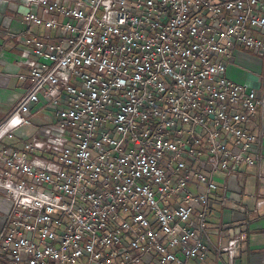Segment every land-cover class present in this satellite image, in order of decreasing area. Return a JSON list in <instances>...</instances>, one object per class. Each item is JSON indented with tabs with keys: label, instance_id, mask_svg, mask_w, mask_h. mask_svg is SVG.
Here are the masks:
<instances>
[{
	"label": "built area",
	"instance_id": "obj_1",
	"mask_svg": "<svg viewBox=\"0 0 264 264\" xmlns=\"http://www.w3.org/2000/svg\"><path fill=\"white\" fill-rule=\"evenodd\" d=\"M25 5L29 83L0 123V264H187L211 250L235 264L245 231L218 225L216 242L208 218L263 158L264 96L227 61L264 52V0ZM42 110V139L1 145Z\"/></svg>",
	"mask_w": 264,
	"mask_h": 264
},
{
	"label": "crops",
	"instance_id": "obj_2",
	"mask_svg": "<svg viewBox=\"0 0 264 264\" xmlns=\"http://www.w3.org/2000/svg\"><path fill=\"white\" fill-rule=\"evenodd\" d=\"M26 0H0V123L10 114L12 109L24 95L28 80L19 78L20 74H28V62L33 59L24 53L22 39L26 29L23 14L28 10ZM30 9L38 10L32 4ZM43 28L32 27L28 34ZM227 75L236 82L248 83L264 96V52L255 53L243 47L234 50L232 58L227 61ZM42 110L33 115L31 126L20 127L12 137L4 138L1 145L8 148H21L25 141L43 138L42 128L50 116ZM255 132L262 141V161L260 165L244 170L239 179L241 192L232 193L233 208L223 205L222 185L210 201L211 212L209 222L212 226L213 239L217 242L216 229H227L240 226L247 235L245 246L235 258V264H264V107L254 122ZM1 167V164H0ZM7 201L0 192V228L3 224ZM219 225V226H218ZM227 240L224 238L223 244ZM229 256L225 252L219 256L213 250L208 252L205 260L190 259L187 264H229ZM142 264H150L149 259Z\"/></svg>",
	"mask_w": 264,
	"mask_h": 264
},
{
	"label": "rangeland",
	"instance_id": "obj_3",
	"mask_svg": "<svg viewBox=\"0 0 264 264\" xmlns=\"http://www.w3.org/2000/svg\"><path fill=\"white\" fill-rule=\"evenodd\" d=\"M39 155L46 156V154H43V153H42V154H41V153H39Z\"/></svg>",
	"mask_w": 264,
	"mask_h": 264
}]
</instances>
